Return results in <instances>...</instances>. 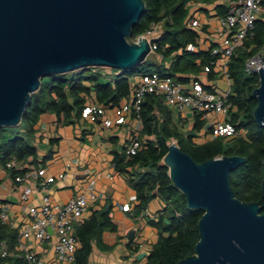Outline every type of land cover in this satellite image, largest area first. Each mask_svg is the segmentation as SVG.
Masks as SVG:
<instances>
[{"label":"trees","instance_id":"trees-1","mask_svg":"<svg viewBox=\"0 0 264 264\" xmlns=\"http://www.w3.org/2000/svg\"><path fill=\"white\" fill-rule=\"evenodd\" d=\"M189 1L144 0V15L132 31L131 40L136 41L149 31L153 24L166 19L165 32L157 41L156 52L161 53L165 59H171L176 54L170 72L165 73L160 67L145 61L137 68L121 72L113 84H100L98 76L87 75L84 71L42 79L40 88L32 94L27 104L20 124L16 127H0V168L9 171L14 180L26 173L27 169L18 171L14 168L8 169L7 165L12 161L25 163L29 158H36L33 140L36 123L42 114L54 113L59 120L61 116L69 119L74 112H77V116L80 114L86 103L81 94L89 91L84 82L93 85L97 98L95 101L98 104L114 108L121 100L129 97L131 90L128 80L137 74L158 73L171 78L183 74L197 76L204 65H211L217 58L209 51L194 53L186 50L190 44L196 45L198 40L197 33L185 24ZM262 6L264 8V0ZM258 52L264 53V16L256 22L245 43V49L236 51L227 65L228 76L232 81L229 101L235 110L230 120L238 130L245 132L243 137L210 140L207 135L208 137L200 142L197 140L198 133L205 127V121L200 115L195 116L192 130L183 132L176 126L172 110L164 105L160 97H145L140 111L143 123L141 137L145 138L141 140L142 149L129 160L122 156L115 162L121 173L126 172L128 167L133 169L128 184L137 193V214L146 210L148 204L156 198L166 204L160 218L150 222L158 230L159 236L146 257L145 264H177L194 255L195 246L200 239L198 222L204 212L189 208L185 196L174 186L169 177V170L163 163L171 142H177L180 149L198 164L221 157L245 158V163L231 172L232 189L240 201L258 203L261 213L264 214V197L261 191L264 178V128H260L255 122L254 110L257 100L253 97V91L259 86V79L256 74L247 75L244 70L248 57ZM177 80L184 81L182 78ZM1 212L0 208V214ZM115 229L110 212L95 211L76 231L81 247L76 252L74 264H87L92 242L100 243L103 232ZM17 239L18 230L0 220V243H7L10 251L15 252ZM0 264L26 263L22 258L8 257L0 258Z\"/></svg>","mask_w":264,"mask_h":264},{"label":"water","instance_id":"water-1","mask_svg":"<svg viewBox=\"0 0 264 264\" xmlns=\"http://www.w3.org/2000/svg\"><path fill=\"white\" fill-rule=\"evenodd\" d=\"M144 12V0H0V127L20 124L45 77L139 67L152 52L145 36L131 40ZM259 70L254 119L264 128V64ZM163 163L189 208L204 212L194 255L177 264H264V214L237 199L230 182L245 158L198 164L171 142Z\"/></svg>","mask_w":264,"mask_h":264},{"label":"crops","instance_id":"crops-1","mask_svg":"<svg viewBox=\"0 0 264 264\" xmlns=\"http://www.w3.org/2000/svg\"><path fill=\"white\" fill-rule=\"evenodd\" d=\"M187 9L188 15L185 24L187 28L198 35L197 52H210L211 48L221 43L219 17L226 13V4L215 3L213 0H190ZM195 19L200 22V26L193 29L190 26V21ZM159 24L161 26L150 35V40L155 45L165 32L164 21ZM156 51L151 52L154 55V60L149 61L147 57L145 61L160 67L165 73L170 72L176 54L171 59H165L161 53ZM180 53L181 51L178 54ZM223 64L224 60L218 57L216 65H204L197 76L193 74L177 75V78L184 79L183 82L178 81L177 78L173 79L183 85H188L193 78L199 77L203 80V84L208 91L221 95L230 92L231 95L232 81L223 74ZM206 66L211 68L207 74L203 71ZM82 71L86 74L89 72L90 75L98 76L100 84H102L101 78L107 79V83L104 84H113L117 76L121 74V71L114 69L89 68L66 75ZM211 73L212 76H210ZM138 75L140 74L136 76ZM218 76L227 81L228 91L221 89ZM131 78L128 80L131 94L127 99L121 100L117 107L127 103L130 104L132 101ZM84 85L89 88V91L82 93L81 98L86 103L88 100H96L93 85L89 82H84ZM69 102L72 103L71 99H69ZM169 109L174 114L176 126L179 122L184 124V128L179 127L181 131L186 132L187 128L190 129L189 131L192 130L194 118L197 114L186 112L183 117L177 118L174 110ZM216 119L220 118L204 120L205 127L198 133V141H204L208 135L207 133H210L209 137L207 136L210 140L214 139L211 134V123ZM139 129V137L144 140L145 138L141 137L143 123L136 118L134 112L128 115L127 124L115 126L109 130L104 129L100 123H90L83 116L82 111L78 116L77 112H74L69 119L61 116L60 120L54 113L42 114L36 123V134L33 140V145L36 148V158H29L25 162L27 171L43 168L47 176L64 174L65 177L48 185L46 191L36 192L29 200L24 201L21 198L23 185L16 183L9 171L0 168V208L8 214L9 226L18 230L23 228L28 223V206L39 205L44 195H48L55 206H63L71 199L85 194L89 183L94 181L97 200L89 205L82 223L76 226L75 234L78 228L88 221L95 211L100 210L110 212L111 221L116 229L115 231L103 232L100 243L97 241L92 242V250L87 264H145L146 257L159 236L158 230L150 222L157 221L160 218L166 204L160 198H156L148 204L146 210L137 214L135 210L138 205L137 193L128 184V178L133 169L128 167L126 172L121 173L115 164L116 159L122 156L129 160L126 155L129 138L134 136L136 130ZM34 180L33 178L32 181ZM126 204L130 205V211L128 212L123 211V206ZM78 243L79 249L81 247L79 239ZM32 247L43 263L50 264L53 259V251L49 248L47 242L41 245L32 243ZM140 254H146V257L139 260L138 256Z\"/></svg>","mask_w":264,"mask_h":264},{"label":"built area","instance_id":"built-area-1","mask_svg":"<svg viewBox=\"0 0 264 264\" xmlns=\"http://www.w3.org/2000/svg\"><path fill=\"white\" fill-rule=\"evenodd\" d=\"M215 3L226 4L227 11L219 17V26L222 36L221 43L210 49V54L221 57L223 74L228 76V62L238 50L245 49V43L258 20L262 19V0H213ZM166 19L164 20V22ZM161 26L153 24L144 35L151 46V51L157 50V45L152 44L150 35ZM190 26L196 29L200 26L198 20L190 21ZM188 52H197L196 45L190 44ZM264 64V53L258 52L245 62L244 70L247 75L258 74L259 68ZM216 65V60L211 63ZM210 66L204 68V73H209ZM133 90L131 103L119 107H106L98 104L95 100H88L82 109L83 116L92 124L100 123L104 129H112L115 126L127 124V117L133 112L141 121L140 111L144 99L148 95L160 97L164 104L173 109L178 117H183L186 111L197 114L203 120L220 118L211 123V133L214 138H240L245 135L243 130H238L230 119L229 114L233 111V104L229 101L230 92L221 95L208 91L203 80L199 77L192 79L190 84L183 85L171 77L161 76L158 73L140 74L131 78ZM178 126L184 128L182 122ZM139 130L129 138L126 155L132 158L142 149V141ZM8 169L22 171L27 169L25 163L12 161L7 165ZM64 174L58 176H47L45 169L29 170L24 175L17 176L15 181L23 185L21 198L29 200L36 192L46 191L48 185L57 179H64ZM33 178L35 179L34 181ZM91 181L85 194L71 199L63 206H55L48 195L41 198L39 205H29L27 209L28 223L18 230L16 251L11 252L7 243H0V258L18 257L26 264H45L33 251L32 243L41 245L47 242L53 251V259L50 264H73L78 249V238L75 234L76 226L81 224L89 205L97 200ZM123 211H130V205L123 206ZM0 220L8 224L9 217L4 211L0 214ZM13 228V227H12Z\"/></svg>","mask_w":264,"mask_h":264},{"label":"rangeland","instance_id":"rangeland-1","mask_svg":"<svg viewBox=\"0 0 264 264\" xmlns=\"http://www.w3.org/2000/svg\"><path fill=\"white\" fill-rule=\"evenodd\" d=\"M148 59H149V61L154 60V55L150 54V55L148 56ZM245 73H246V72H245ZM87 75H90V73L88 72ZM256 75L258 76V74H256ZM45 78H46V79H49L50 77H45ZM45 78H44V79H45ZM258 79H259V77H258ZM218 81H219L220 87H221V89H222L223 91H228V90H229V85H228L227 81H226L223 77L218 76ZM101 83H102V84L107 83V79H105V78H101ZM186 112L189 113V111H186ZM233 114H234V113L229 114L228 119H231ZM189 130H190V129H188V128L186 129L187 132H188ZM184 131H185V130H184ZM208 135H210V134H208Z\"/></svg>","mask_w":264,"mask_h":264}]
</instances>
